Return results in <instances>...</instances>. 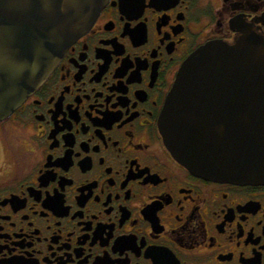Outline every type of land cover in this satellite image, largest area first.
I'll use <instances>...</instances> for the list:
<instances>
[{"label":"flooded vegetation","instance_id":"flooded-vegetation-1","mask_svg":"<svg viewBox=\"0 0 264 264\" xmlns=\"http://www.w3.org/2000/svg\"><path fill=\"white\" fill-rule=\"evenodd\" d=\"M264 0H107L0 121V264H264V184L199 176L159 126L184 60Z\"/></svg>","mask_w":264,"mask_h":264},{"label":"water","instance_id":"water-1","mask_svg":"<svg viewBox=\"0 0 264 264\" xmlns=\"http://www.w3.org/2000/svg\"><path fill=\"white\" fill-rule=\"evenodd\" d=\"M107 0H0V121L49 75ZM193 173L264 184V36L216 39L180 66L159 118Z\"/></svg>","mask_w":264,"mask_h":264}]
</instances>
